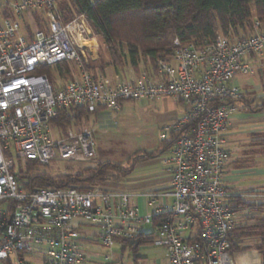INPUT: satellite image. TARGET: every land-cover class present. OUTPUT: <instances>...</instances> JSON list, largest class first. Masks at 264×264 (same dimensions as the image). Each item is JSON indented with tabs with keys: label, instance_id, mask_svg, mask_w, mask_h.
Instances as JSON below:
<instances>
[{
	"label": "built area",
	"instance_id": "built-area-1",
	"mask_svg": "<svg viewBox=\"0 0 264 264\" xmlns=\"http://www.w3.org/2000/svg\"><path fill=\"white\" fill-rule=\"evenodd\" d=\"M91 29L85 14L63 22L58 0H0V264H81L89 257L80 241L85 225L111 247L162 213L151 244L166 252L169 264H234L230 232L240 215L233 199L264 202V190H228L226 134L245 97L233 78L264 75V19L255 15L250 32L235 39L222 33L212 41L175 38L171 55L160 57L155 70L118 81L87 67L97 47ZM64 64L68 78L53 73ZM167 96L183 103L185 113L164 135L180 131L163 158L169 188L146 194L152 213H141L124 189L19 186L17 160L93 161L92 128L63 132L53 125L62 108L116 109L124 100ZM169 195L172 206L165 202Z\"/></svg>",
	"mask_w": 264,
	"mask_h": 264
},
{
	"label": "trees",
	"instance_id": "trees-1",
	"mask_svg": "<svg viewBox=\"0 0 264 264\" xmlns=\"http://www.w3.org/2000/svg\"><path fill=\"white\" fill-rule=\"evenodd\" d=\"M58 12L63 22L85 14L93 30L107 45L112 58L111 64L115 68L131 65L139 71L143 66L148 70L149 65L155 70L160 57L171 55L175 38L186 43L212 41L219 33L239 35L242 32L247 35L252 27L254 14L264 19V0H61L58 2ZM148 62L149 65H146ZM58 66V71L68 78L70 74L67 64L63 65L66 68L65 74L61 65ZM238 104L242 112H262L264 96L258 102L245 96L238 100ZM102 109L106 108L90 111L83 105H71L60 110L54 123L64 132L69 126L81 124V120ZM179 134L180 131H172L168 137H163L160 149L135 154L131 157L129 166L108 161L98 162L94 166L53 175L45 171L39 161L27 159L17 160L14 172L19 186L25 191L68 186H75L82 191L95 186L112 188L109 185L129 176L136 164L169 150ZM233 202L237 212L247 210L259 215L244 216L236 223L230 232L231 254L256 249L264 257V202H249L238 197H234ZM9 205L13 208L14 202ZM164 216L165 213H162L154 218L156 230L153 232L142 231L134 238H116V243L121 246L122 251H129L138 260L141 247L153 242ZM249 239L254 240L248 242Z\"/></svg>",
	"mask_w": 264,
	"mask_h": 264
},
{
	"label": "rangeland",
	"instance_id": "rangeland-1",
	"mask_svg": "<svg viewBox=\"0 0 264 264\" xmlns=\"http://www.w3.org/2000/svg\"><path fill=\"white\" fill-rule=\"evenodd\" d=\"M60 1L61 0H58V2ZM91 30V37H94L93 43L97 45V47L95 56L91 59L89 58L87 67L94 72L97 71L98 73H104L107 75L108 70L113 67L111 64L112 58L109 54L108 47L103 42L102 38L93 30V28ZM243 35L245 34L241 32L239 35L231 33L227 36L235 39ZM123 49L127 51L126 47H124ZM146 65H149V62ZM60 67L63 68V65ZM148 67V70L151 71V65H149ZM101 68H103V70H101ZM49 69H47L48 72H50ZM59 69V66H55L53 69V73L56 74ZM119 71L127 72L128 66H120ZM233 83L240 86L245 96H247L250 100L258 102L259 99L264 96V75L262 73H257L254 76L247 74H238L233 78ZM173 113H176L178 115L177 118L182 117L185 113V106L183 103L179 102L173 97L168 96L158 100H124L119 104V108H106L97 112H93L91 113L89 118H84L83 120H81V124L71 125L75 126V128L84 126L93 129V141L95 149L93 161L89 164L77 165L54 161L52 164L43 165L42 167L50 174L59 175L69 173L73 169H77L80 167L94 166L98 162L108 161L121 164L123 166H129L130 159L135 154L153 152L157 149H160L161 139L164 137V135L168 134V126L174 121L172 118H169V116ZM257 114L264 115V110L262 112H258ZM253 120L251 118V120L249 121L252 125L264 122L262 121L264 120V118L260 119L261 121L258 120L256 122V118ZM53 125L57 126L54 121ZM52 129L53 134L56 135V129ZM254 143L255 141H252L250 143L249 141L247 142L248 146L256 145ZM167 154L168 152L164 151L158 157H156L155 159H159L157 163L161 164L160 158L163 159ZM253 157L256 160V169H258L259 171L252 175L241 176V182L238 183L256 184L260 182L264 185V152L261 155L255 154ZM124 183L125 181L117 185L123 186ZM233 186H235V184ZM248 189L249 188H246L244 190ZM255 189L257 188L255 187ZM229 191L231 193H234L238 190L229 189ZM142 227L145 231H148L150 226L145 224ZM93 248H95L94 251L98 253H104L113 249L120 252L119 246H106L104 243H102L101 239L95 243ZM39 256L40 255H36V257ZM128 256L129 251H126L124 253L125 259H127ZM235 258L236 255L234 254L233 260Z\"/></svg>",
	"mask_w": 264,
	"mask_h": 264
},
{
	"label": "crops",
	"instance_id": "crops-1",
	"mask_svg": "<svg viewBox=\"0 0 264 264\" xmlns=\"http://www.w3.org/2000/svg\"><path fill=\"white\" fill-rule=\"evenodd\" d=\"M127 66V72H120L119 67L115 68L113 66L108 70L107 75L114 81L127 80L132 72L138 73L140 71V69L138 71L131 65ZM145 70L147 69L143 67L140 72ZM177 116L176 113H173L169 118L174 119ZM233 116L226 134L228 139L227 147L229 149V159L225 167L224 183L228 190L240 191L246 188H249L248 190H264V185L260 182L256 184L238 183L241 182V176L252 175L259 171L256 169V160L253 156L255 154L261 155L264 152V122L252 125L249 121L251 118L252 120L256 118L255 122L258 120L261 121L260 119H263L264 115L239 111L234 113ZM248 141L249 143L255 141L254 144L256 145L248 146ZM167 152H169V150H167ZM155 158L156 157L139 162L129 176L116 184L109 185V187L124 189L133 194L132 201L138 204L143 214L152 213L155 209V204L150 201L146 194L150 191L163 192L170 186L171 177L166 171L167 166L163 163L162 158H160L161 164H158L157 161L159 159ZM123 181H125L123 186L117 185ZM234 184L235 186H233ZM255 187L257 189H255ZM173 200L174 198L172 195L165 197V202L169 206H172ZM162 201H164V199H162ZM252 214L254 216L259 215L256 214V212H248L247 210L239 212L240 219L244 216H251ZM240 219L238 221H240ZM146 225L150 227L148 231H145L142 227L143 232L151 233L156 230L155 223ZM98 240H100V236L98 235L96 227L85 225L80 241L84 250L88 252L89 257L86 262L81 264H101L103 262H120L119 264H169L166 252L158 246L152 244L142 246L139 251L140 258L135 260L130 254L128 258L125 259L124 253L126 251H122L121 246L117 243L114 246H119L120 252L114 249L104 253L94 251L95 248H93V246ZM253 240L254 239H249L248 242H253ZM234 254L236 255L235 259L237 262L236 263L234 259V264H264V257L256 249L237 251Z\"/></svg>",
	"mask_w": 264,
	"mask_h": 264
}]
</instances>
